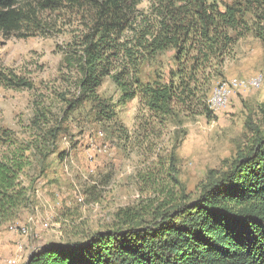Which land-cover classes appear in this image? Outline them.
Returning <instances> with one entry per match:
<instances>
[{
  "label": "rangeland",
  "instance_id": "1",
  "mask_svg": "<svg viewBox=\"0 0 264 264\" xmlns=\"http://www.w3.org/2000/svg\"><path fill=\"white\" fill-rule=\"evenodd\" d=\"M151 3L138 6L141 17L152 13ZM40 14L41 23L25 31L27 36L0 33V127L11 132L17 146L33 145V167L24 182L35 191L18 221L0 227V264H24L42 244L60 247L113 229L121 211L152 212L164 201H181L183 194L195 199L207 173L225 170L250 145L252 127L264 126V80L259 88L233 89L223 108L210 102L222 83L264 77V45L253 34L240 38L222 76L210 81L212 116L155 117L138 98L121 102V88L107 77L98 93L117 114L100 121L96 105L72 109L80 93L78 72L64 62L67 53L78 52L91 13L72 5ZM133 35L131 30L124 38ZM174 55L167 50L148 59L141 80L167 81L176 68ZM4 76L20 84H7ZM9 147L0 143V154ZM31 216L32 234L12 229Z\"/></svg>",
  "mask_w": 264,
  "mask_h": 264
},
{
  "label": "trees",
  "instance_id": "2",
  "mask_svg": "<svg viewBox=\"0 0 264 264\" xmlns=\"http://www.w3.org/2000/svg\"><path fill=\"white\" fill-rule=\"evenodd\" d=\"M143 1L0 0V33L27 36L41 23L40 12L85 7L91 23L79 53L64 57L78 72L72 109L91 103L97 119L112 120L114 105L98 93L110 77L122 90L121 102L138 98L155 117L212 116L210 81L222 76L236 43L253 34L264 45V0H152V13L141 17ZM131 30L134 35L124 38ZM167 50L175 51L176 64L168 80L144 83L142 65ZM252 129L250 145L225 170H210L195 199L183 194L152 212L121 211L113 229L60 247L42 244L24 264H264V126ZM10 135L0 127V143L11 146L0 154V227L18 221L35 193L24 182L33 145L17 146Z\"/></svg>",
  "mask_w": 264,
  "mask_h": 264
},
{
  "label": "built area",
  "instance_id": "3",
  "mask_svg": "<svg viewBox=\"0 0 264 264\" xmlns=\"http://www.w3.org/2000/svg\"><path fill=\"white\" fill-rule=\"evenodd\" d=\"M264 77L262 74L259 76H255L250 79L245 78H234L230 81V83H222L218 88L215 89L212 96L210 97V102H212L213 107L217 109L223 108L229 101V96L233 92V89H246L250 87L259 88L263 84ZM36 221L34 217H30L29 221L26 225L19 229L17 225L12 226L13 230L21 231L22 235L28 236L33 233V224Z\"/></svg>",
  "mask_w": 264,
  "mask_h": 264
}]
</instances>
